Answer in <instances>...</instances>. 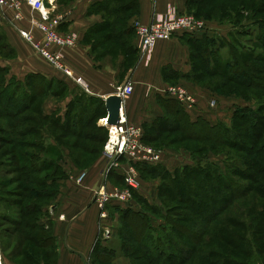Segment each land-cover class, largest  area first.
Listing matches in <instances>:
<instances>
[{"label":"trees","instance_id":"1","mask_svg":"<svg viewBox=\"0 0 264 264\" xmlns=\"http://www.w3.org/2000/svg\"><path fill=\"white\" fill-rule=\"evenodd\" d=\"M210 1H223L219 6V9L222 13H227L228 15H232L234 12L239 14V12L242 10L241 8L233 9L232 7L229 8V6H223L226 5V2L228 3V1L234 2L236 0H199V3L197 0H186V5L189 9L195 2H197L200 6V9L198 10V14L194 12L195 15L198 17H204L205 19L217 18L214 16L210 17L209 11L204 8V6H206ZM251 3V8H254L252 10L258 11L260 9L258 7L255 9V1H252ZM263 4H261V6H263ZM99 10L102 11L104 24L90 30V35L94 34L95 37L100 36L101 33L106 31V29H108V35H104L105 37L96 39L94 41V46H97L96 48L102 47L105 44L106 38L108 40H114L116 43H120V45L122 44V46L126 49H124V53L128 55V57H125L127 66H133L137 62L139 49L137 44L134 45V38H132L135 30H133L134 28L132 26H128V22L139 13V0H105L102 4H100ZM202 10L204 15L201 14ZM234 21L235 23L230 24L231 29L228 30L226 36H215V33H219V27L216 29V31H214V29H210V26H208L207 23V28L203 32L196 35L185 34L188 37H191L188 38L187 41L191 49L190 55L192 71L187 75H183L182 77H184V79H198V77L207 74L211 77H224L230 81L237 80L240 83L246 82L249 84V82H251V80L247 79L246 77V66L250 68L253 66L260 67L262 61H264V16L262 18L252 19H248L247 17L240 22L237 20ZM208 31H211L212 35L207 34ZM242 39L261 47L263 50H258L250 46L247 47L246 44L242 42ZM0 50L7 53L8 56H13L15 54L13 48L7 43L5 34L2 30H0ZM129 58L132 61L131 65H128ZM260 71L262 74H264V66H261ZM8 73L9 69L0 65V108L4 116L14 119L16 121L15 125L22 128L21 130H15V132L13 127L10 130L0 128V132H13L12 135H14L12 138L0 137V141L5 142L9 146L16 147V149L17 146H19L21 149H27L26 152L16 153L13 151L12 153L16 155L21 153L24 161H26L27 164L28 162L31 164L32 169H29L28 171V167L25 166V168H22L23 177H19L21 179L26 178L28 183L35 185V187H28V190H33V193L27 196L28 200L25 203H23V201H11L14 206H18L19 208L22 207V210L18 212L16 211L15 214L19 217L23 216L28 218L29 222L21 223V220L3 217L5 221L10 223L13 222V224L15 223L16 228H14V230L10 229L11 231L8 230V234L5 235L0 233V240L3 249V246L5 248V245L2 242V237L8 238L10 235L16 236L17 234L23 232V238L17 242V245H25L27 255L32 256L33 259L35 258L37 260L39 258V254L36 253L37 248L39 246L50 245L51 242L49 231L48 228L45 227L46 224L43 218L47 216V213L49 212L48 208L51 210V208L54 206V203H51V201L56 200L59 193V188L56 189L52 194H44V197L46 199L48 198L47 201L50 199V203L39 202L42 197L35 190L37 189V186L39 187L43 183L44 185L51 184L57 185L56 187H58L60 180L54 179L47 182L50 179L46 177H38V179H34L31 178V176L43 173L49 168H60L58 162L57 167L54 166L55 161L51 157L54 155H57L61 158L64 157L62 155V148H64L63 146L58 147L53 142L50 144H45L44 140H47L50 137L55 138L56 136L53 132L60 131L65 137L71 136L74 138L96 141L103 144L105 142L104 135L89 133L87 130H99L98 126L95 124L96 121L93 120V118L96 116L95 119L98 120L102 115L106 117V110L104 108V103H99L98 106H96L94 103L87 104L88 100H84L82 98L70 105V108L68 109L64 119L56 115L46 116L42 111V103L50 94L49 90L51 89L52 85L48 87V90L39 92L37 86H35L37 85V81L35 79L33 81L28 77V82L34 84V88L37 91L35 92L33 89L31 92H29L25 89L21 81H16L13 79L8 81ZM30 77L32 78L35 76ZM60 85H62L63 88H66L64 84L61 83ZM54 93H57V90L55 91L54 89ZM173 99L176 100L175 98ZM169 101L170 102H167V104L174 108L172 106V100ZM30 112H36L37 116H33ZM99 113L100 116L98 117L97 115ZM177 114H179V116H177L178 118H175V116L172 118L165 116L157 120L155 123L146 126L145 128L147 133L145 139L150 142H154L158 139H161V135L165 133L170 134V132L176 130L174 127V121L176 122L175 119H181L188 129H195L199 125H203L205 129L214 131L219 135V138L215 140L216 142H223L224 145L226 143L232 147L236 146V148H240L243 151L249 153V146H247V148L244 146V144H240L241 141L238 140V135L235 130L242 124L243 126L245 124L247 129L249 124L250 126H255L261 122L264 124V117L262 116L263 113H260V110L257 107L245 105L237 106L233 109V115L229 124L219 122L216 125H210L204 120H198V122L194 124L188 121L186 118L187 114L182 113L183 116L180 114V112H177ZM36 117H38V119H40L42 122L46 123L47 126L40 125V127H30V124L37 121ZM26 123H29V125ZM170 123H172V125ZM152 131L157 132V134H150ZM33 136L40 138H33ZM20 137H26L28 140L26 139V141L21 140L18 142L19 140L17 139ZM74 146L75 147L73 148L75 149H82L80 145ZM85 150H88L90 153L95 152L94 149L92 150L89 147H86ZM204 162V164L199 163L197 165L198 167L196 168L185 167L181 170H177L175 175H170L162 162L156 166H151L150 168L143 170H146L148 173L153 171L162 178L166 179L167 187H163V193L168 200L177 202L183 206H189L191 204L194 208L198 207V205H214V210L208 216H206V220H214L217 216H220L222 213L226 212L227 209L232 207L234 204L235 208L233 210H235L238 215L233 219L236 220V226L243 230V233L245 228L244 224L240 222V219L247 220L249 232L244 234L250 238L251 244L249 245L254 247V250L243 246L244 243L248 241L246 236L233 233L227 238L226 242L227 247L231 248V252L222 253L219 252L218 249H210L204 255L205 262L206 260H210V258L216 257V264H256L254 263V260L258 259L251 256L255 254L259 256L262 263H264V203L259 202L256 196L252 195V193H254L264 201V186L256 188L254 186L242 184L241 182L236 181V177H242V174H244V177H246L247 174L242 172V168L236 166L235 162L231 161L230 165L228 164V166L220 163L214 164L215 162L209 160L208 162L207 160ZM210 163L214 165H211ZM262 170L263 171L261 174H264V169L262 168ZM14 171L15 172H12V174L16 173L18 170ZM4 173L6 175L11 174L10 172ZM112 173L113 175H118L121 178L123 177V175L121 176L118 170H114ZM220 200H222V202H220ZM134 202L137 206H140L138 205L139 203H143L140 199H138V201H131L125 205L126 207H129L125 210H122L123 206L121 204L115 205L117 207L118 213L121 214V222L131 218L143 221L141 222L142 224L140 227H138L134 232L137 234L136 238L137 242L139 243L141 256L147 260V263L191 264L193 261L192 257L196 254V250H190L187 255L176 253L171 247L174 242L173 238L170 240V251L166 252L163 250V244L160 243L159 235H157L158 228H154L152 225V220L149 218L150 215L148 216L146 213H142L136 209L137 206L134 205ZM150 207L152 213L154 214H157V211L159 210L162 211L158 205H153ZM194 211L198 212V209H195ZM171 214L167 213L166 217H163L167 226L163 229L160 228V234L162 232H171L179 236V229L176 226V220L174 221L172 219ZM223 217L224 218L221 221L224 222L227 216ZM229 226L232 227L231 224H229ZM225 230H228V228ZM222 232L225 233L223 234L224 236H222L223 240H225L226 236L230 232ZM119 234H121L123 237L124 231H121L120 229ZM125 254L132 260L133 251L129 250L128 253ZM178 256H180V258H178ZM248 261H251L252 263ZM133 263L136 264L134 261Z\"/></svg>","mask_w":264,"mask_h":264},{"label":"rangeland","instance_id":"2","mask_svg":"<svg viewBox=\"0 0 264 264\" xmlns=\"http://www.w3.org/2000/svg\"><path fill=\"white\" fill-rule=\"evenodd\" d=\"M19 1L25 4V0ZM197 1L199 3V0ZM252 1H255L256 3L255 9L256 7L260 8L258 11L252 10L254 9L251 8ZM222 2L223 1H210L206 6H204V8L209 11L210 17L214 16L217 18L205 19L204 17H198L197 15H195L194 12L198 14V10L200 9V6L197 2H195L193 6H191V8L189 9L186 5L187 9L185 15L193 16L198 20L204 21L208 24V26L214 27V31H216V29L219 27V33H215V36H226L228 30L231 29L230 24L235 23L234 20L240 22L241 20H244L247 17L248 19H252L262 18L264 16V0H236L234 2L228 1V3L226 2V5L222 4L224 7L229 6V8L232 7L233 9H242L239 14L234 12V14L232 15H228L227 13H222L220 11L219 6ZM261 4H263V6H261ZM11 11L13 12L14 21H16L17 23L15 24L14 22H12V24H15V30L18 32V30L22 29V26L24 25L22 23L24 19L22 20L18 18L19 12L17 10L12 9ZM201 14L204 15L203 10L201 11ZM26 19L28 20L30 27L25 30L30 31L32 36L36 38V33L39 32L41 34V32L38 29L37 25L34 24V22H38L40 18L37 19L32 15H29V17ZM58 32L64 35L59 30ZM104 35H108V29H106L104 33H101L100 36H94L93 40L95 41L100 37H105ZM132 38L138 40L136 31L133 33ZM169 39H172V37L160 40L156 43V45L161 41H166ZM90 40H92V37ZM242 42L246 44L247 47L250 46L258 50H263L261 47L243 39ZM55 49L57 48L55 47ZM104 49L106 51H110L113 54H119L120 52H122L124 55H126L125 57H128V55L124 53L125 48L122 46V44L120 45V43H116L114 40H108L106 38L105 44L102 46L101 51ZM151 54L149 56V59L151 57ZM138 56L139 55H137V61ZM146 57L147 55L141 56L140 60L147 65L149 64L150 60H146ZM10 58L12 57L8 56L7 53L0 50V59ZM128 63V65L132 64L130 58ZM261 66H264V61H262ZM261 66H253L252 68L246 66V77L247 79L251 80L249 84L246 82L240 83L237 80L230 81L229 79H226L224 77H211L207 74H204L201 77H198V79H183L184 81L182 82L175 80L173 83H171V85L168 86V88H182L186 90L189 94L194 96L197 101L205 100L207 102V105L209 106L208 108L211 109H217L221 107L222 111L226 113V111H230L231 105L237 103V106L245 105L257 107L260 110V113H263L262 116L264 117V74H262L260 71ZM30 113L33 116H37L36 112ZM107 117L108 116H106V118ZM168 117L172 118L174 116L170 112V115ZM36 118L37 121L35 123L30 124V127H40V125L47 126V124L38 119V117ZM106 118H101L97 121L101 125L100 127H98L99 130H87L89 131V133L104 135L105 142L103 144L98 143L96 141H89L85 139L82 140L80 138H74L71 136L65 137L60 131L53 132L56 136L55 138L50 137L49 139L44 140L45 144H50L53 142L58 147L63 146L64 148H62V155L64 157L61 158L57 155L51 157L55 161L54 166L57 167L58 162L60 168H49L43 173L31 176V178L34 179H38V177H46L50 179L47 182L54 179L60 180L58 187H56L57 185L51 184H45V186L44 183L41 186L36 187L37 189L35 191H37L42 197L39 202L50 203V199L49 201H47L48 198L46 199L44 197V194H52L56 189L61 186L60 182L65 181L67 179L66 176L71 177L73 178V180L77 181L81 178V176L85 175L82 182L85 181L88 169L94 166L99 161V159L103 158L108 162L105 168H101L102 171L100 176L103 185L101 184L102 186H100L96 190L94 194V203L98 206V204L96 203V194L102 189L103 186H105V189L107 192H109V194L114 193L116 192L115 190H117L121 194H129L131 197V201H138V199H140L143 203H139L138 205L140 206L136 205V209L141 211L142 213H146L148 216L150 215L149 218L152 220V225L154 226V228H158L157 235H159L160 243L163 244L162 249L166 252L170 251V240L173 238L174 242L171 247L176 253L187 255L190 250H196V254L192 257L193 261L191 262V264H206V262L207 264H216V257L210 258V260H206L205 262L204 255L210 249H218L219 252L230 253L231 248L227 247L226 242L227 238L233 233L242 234L246 236L248 238V241H246L243 246L249 247V249L254 250V247L249 245L251 244L250 238L244 234L246 232H249L247 220L240 219V222L244 224L245 228L243 233V230L236 226V220L233 219L235 216L238 215V213L233 210L235 208V204L232 207L228 208L226 212L222 213L220 216H217L214 220H206V216H208L214 210V205H198V207L194 208L191 204L189 205L191 207L185 205L183 206L177 202L168 200L165 194L163 193V187H167L166 179L162 178L160 175L153 171L148 173L146 172V170H143L150 168L151 166H156L157 164L136 163L132 167L133 164L131 162H128L127 160L108 159L104 154V148L110 138L111 129L108 126L103 125V120ZM175 118L178 117L175 116ZM175 120L176 122L174 121V127L176 130L170 132V134L165 133L161 135V139H158L154 142H150L145 139L147 133L146 128L145 126H141L143 131L141 145L147 149L153 150L154 152L162 156V164H164V167L168 170V173L170 175H175L177 170H181L185 167L196 168L198 167L197 165L199 163L204 164V161L206 160L207 162L209 160L215 162L214 164L220 163L226 166H228V164L230 165L232 161L235 162L236 166L242 168V172H245L247 174L246 177H244V174H242V177H236V181L241 182L242 184L254 186L256 188L264 186V174H261V172L263 171L262 168L264 169V124H262V122L256 124L255 126H250L249 124L248 129L245 124L244 126L242 124L235 130L238 135V140L241 141L240 144H244L245 147L249 146V148L247 147L250 151L248 153L240 148H236V146L232 147L227 145L226 143L224 145L223 142H216L215 140L219 138V135L214 131H209L205 129L203 125H199L195 129H188L181 119ZM227 123L229 124L230 122L228 121ZM15 124L16 121L8 116H4L0 108V128L10 130L13 127L14 132L15 130H21L22 127L16 126ZM26 124L29 125V123ZM170 124L172 125V123ZM130 125L132 126V124ZM12 133L13 132H0V137L12 138V136L14 137ZM150 134L155 135L157 134V132L152 131V133ZM33 138L40 137L33 136ZM26 139L28 140V138L26 137H20L17 140H19L18 142H20L21 140L26 141ZM74 145H80L82 149H75L73 148L75 147ZM86 147H89L92 150L94 149L96 153L88 152V150H85ZM13 151H15L16 153L26 152L27 149H21L19 146H17L16 149V147L9 146L5 142L0 141V233L4 235L8 234V230H14V228H16V225L15 223L13 224V222L10 223L8 221H5L3 217H10L14 220H21V223L29 222L28 218H25L23 216L19 217L15 214L16 211L18 212L22 210V207L19 208L18 206H14L12 202L23 201V203H25L28 200L27 196L33 193V190L29 191L28 187H35V185L28 183L26 178H20L23 177L22 168H25V166H27V169L29 171V169H32L31 164L29 162L27 164V162L24 161L21 156V153H19V155H16L12 153ZM113 162L119 167H121L118 168V171L121 176L123 171H127L132 177H134L138 181L139 187L137 189L132 190L131 188H128L123 177L121 178L118 175H113L112 171H109V165ZM97 169L99 170L100 168ZM14 170H18L19 172L16 171V173L12 174V172H15ZM114 170L116 169L113 168V171ZM4 172H10L11 174L6 175ZM105 172L108 173L106 174ZM195 189L197 190L196 187ZM252 195L256 196L259 202L264 203L263 199L260 198L258 195L254 193H252ZM220 202H222V200H220ZM51 203H54V201H51ZM153 205H158L162 211H157V214L152 213L150 206ZM48 209L50 210V208ZM106 209L110 213L109 216H114L110 205H107ZM195 209H198V212H195ZM99 210V215H101V209L99 208ZM167 213H172V219L174 221L176 220V226L179 229V232L177 231L179 233V236L171 232H162L160 234V228L163 229L167 226L163 219V217H166ZM223 216H227L224 222L221 221L224 218ZM141 222L143 221L131 218L122 222H120L119 220L118 225H116L119 226V230L121 229V231H124L123 237L121 234L119 235H121L120 237L122 239L123 249L125 250V253H128V251L131 250L133 251L132 260L136 264H148L147 260L141 256L139 243L137 242L136 238L137 234L136 232H134L137 230L138 227H140V225L142 224ZM229 224H231L232 227H230ZM225 227L228 228V230H225ZM222 231L230 232L226 236L225 240H223L222 237L225 233ZM23 235V232L16 235L15 244L23 238ZM2 238V242L4 243V245L7 242H10L9 239H7L6 237ZM251 256L258 259L254 260V263L258 264L259 262V264H264L262 263L259 256L255 254ZM178 258H180V256H178ZM248 262L252 263L251 261Z\"/></svg>","mask_w":264,"mask_h":264},{"label":"crops","instance_id":"3","mask_svg":"<svg viewBox=\"0 0 264 264\" xmlns=\"http://www.w3.org/2000/svg\"><path fill=\"white\" fill-rule=\"evenodd\" d=\"M104 1L55 0L53 4L52 16L62 18L58 30L64 35L77 36L76 46L63 48L62 53L67 67L77 79H81L82 83L55 70L36 53L15 30L17 23L14 21L13 12L6 8L0 9V30L4 32L7 43L15 51L12 58L0 59V65L9 69L7 80L21 81L29 92L33 89L37 91L34 84L28 82V77L37 81L35 86L39 92L48 90L52 85L50 94L42 103V111L46 116L56 115L64 119L70 105L82 98L88 100L87 104L94 103L98 106L99 103H104L108 116L107 98L116 95L117 88L131 80L134 83V92L122 106L123 116L128 124L146 127L169 116L170 112L173 116H179L177 112L185 113L188 121L194 124L198 120H204L210 125L230 122L237 103L231 105L230 111L226 113L221 107L208 108L205 100H199L195 107L186 109L167 94L171 83L175 80L184 81L182 76L192 71L191 49L187 41L191 37L177 34L172 39L159 42L152 51L147 65L140 60L141 55L138 51V61L131 67L127 66L126 55L122 52L113 54L105 49L101 51L102 47L96 48L94 34L90 35V30L104 24L102 11L99 10L100 4ZM172 9L178 14H186V0H139V13L128 22V26L133 27L135 20L150 23L157 16H166ZM22 12L24 15L22 30L30 27L26 19L29 15L37 19L40 17L26 4H23ZM207 34L212 35L211 31ZM36 39L41 42L43 40L39 32L36 33ZM135 44L137 42L134 39ZM49 48L52 51L57 50L53 46ZM61 83L66 88H63ZM54 89L57 93H54ZM169 100H172L174 108L167 104ZM97 116L99 117L100 113ZM95 118L96 116L93 118L95 124L100 127L97 121L106 117L102 115L98 120ZM107 162L103 158L99 159L88 169L86 180L80 184L71 177L60 182L54 206L43 218L51 242L50 245L37 248L36 253L39 254L37 260L27 255L25 245L15 244V235H10L7 238L10 242H7L3 249L0 240L2 259L0 264H134L124 253L117 226L119 220L121 222V214L118 213L115 203L110 205L114 216H109L108 220L103 222L105 227L101 224L99 207L94 203V194L103 185L101 168H105ZM125 205H122V210L127 208ZM105 229L110 232L108 237L103 234Z\"/></svg>","mask_w":264,"mask_h":264},{"label":"built area","instance_id":"4","mask_svg":"<svg viewBox=\"0 0 264 264\" xmlns=\"http://www.w3.org/2000/svg\"><path fill=\"white\" fill-rule=\"evenodd\" d=\"M54 2L55 0H25V4L31 11L40 16L39 21L34 22V24H36L40 30L43 40L42 42L37 40L32 36L31 32L27 30L19 29V35L55 70L66 74L78 83H82L81 79H77L74 73L67 67L65 56L62 53L63 48L76 46L77 36L74 34L62 35L58 32L62 18L52 16L54 7L51 4ZM22 6L23 2L19 0H0V9L17 10L19 12L18 18L23 20L24 15L22 14ZM133 28L138 36L137 47L139 52L141 56L147 55L146 60H148L158 41L168 39L177 34H199L206 30L207 24L193 16L178 15L176 11L172 9L166 16H157L150 23H143L139 20H135ZM50 46H55L57 50L52 51L49 48ZM116 91V95L120 96L124 102L133 94L134 83L131 80H127L122 86L118 87ZM167 94L179 101L186 109H192L197 105L196 98L182 88H168ZM103 125L110 127V129H114H111L110 138L104 148V154L108 159L127 160L133 164L132 167L136 163L159 164L162 162V156L160 154L141 145V140L143 138L142 128L128 124L127 119L123 116V107L116 124L110 125L107 117L103 120ZM112 135H116V137L114 138ZM113 168L118 170V168L121 167L113 162L109 165V171H113ZM105 173L107 174L108 172ZM122 175L128 188L134 190L139 187L138 181L132 177L129 172L123 171ZM84 177L85 175L81 176L76 182L80 184ZM115 191L116 192L109 194L105 186H103L96 194V203L101 209L100 217L103 227H105L103 222L109 218V213L106 209L107 205L113 203L123 205L131 202L129 194H121L117 190ZM109 233L108 229H105L103 232L105 236H109ZM1 260L0 246V263Z\"/></svg>","mask_w":264,"mask_h":264},{"label":"water","instance_id":"5","mask_svg":"<svg viewBox=\"0 0 264 264\" xmlns=\"http://www.w3.org/2000/svg\"><path fill=\"white\" fill-rule=\"evenodd\" d=\"M123 101L120 96L111 95L106 100V108L108 112L109 124L114 125L117 123L121 109H122Z\"/></svg>","mask_w":264,"mask_h":264},{"label":"bare ground","instance_id":"6","mask_svg":"<svg viewBox=\"0 0 264 264\" xmlns=\"http://www.w3.org/2000/svg\"><path fill=\"white\" fill-rule=\"evenodd\" d=\"M112 129V128H111ZM112 130H114V129H112ZM114 138L116 137V135H112Z\"/></svg>","mask_w":264,"mask_h":264}]
</instances>
